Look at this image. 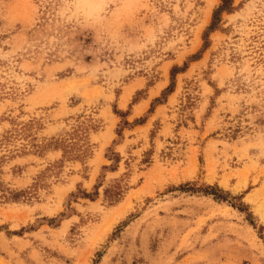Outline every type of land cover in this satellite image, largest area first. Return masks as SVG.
<instances>
[{
  "label": "rangeland",
  "instance_id": "obj_1",
  "mask_svg": "<svg viewBox=\"0 0 264 264\" xmlns=\"http://www.w3.org/2000/svg\"><path fill=\"white\" fill-rule=\"evenodd\" d=\"M232 2L0 0V264H264V0Z\"/></svg>",
  "mask_w": 264,
  "mask_h": 264
},
{
  "label": "trees",
  "instance_id": "obj_2",
  "mask_svg": "<svg viewBox=\"0 0 264 264\" xmlns=\"http://www.w3.org/2000/svg\"><path fill=\"white\" fill-rule=\"evenodd\" d=\"M221 1H222L221 6H219V8L214 11L213 20H212L211 26L208 28L209 31L215 30L216 24H217V21H218V18H219V14H221L223 11H230L231 8H232V5H233L232 0H221ZM205 36H207V35H205ZM206 41H205V46H206ZM174 70L175 69L173 68L172 75L174 74ZM169 90H171V89H169ZM155 102H158V99H156ZM116 113H118L120 116H123V114L121 112H117L116 111ZM206 193L215 195L216 199H218V200H221V201H226L227 200L224 195H218V194L210 193V192H206ZM105 194H106L107 197L111 198L112 200L118 199L121 196V194H122V187L120 185H118L115 188V190L112 192L111 196H110V191L109 190H107L105 192ZM85 195H87V194H85ZM87 197L90 198L91 196L87 195Z\"/></svg>",
  "mask_w": 264,
  "mask_h": 264
},
{
  "label": "bare ground",
  "instance_id": "obj_3",
  "mask_svg": "<svg viewBox=\"0 0 264 264\" xmlns=\"http://www.w3.org/2000/svg\"><path fill=\"white\" fill-rule=\"evenodd\" d=\"M132 88L129 89V90H127L126 93H125V95L123 96V98H122V104H123V106H126V104L128 102V99L131 97L132 92H133V89Z\"/></svg>",
  "mask_w": 264,
  "mask_h": 264
}]
</instances>
